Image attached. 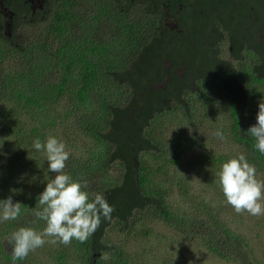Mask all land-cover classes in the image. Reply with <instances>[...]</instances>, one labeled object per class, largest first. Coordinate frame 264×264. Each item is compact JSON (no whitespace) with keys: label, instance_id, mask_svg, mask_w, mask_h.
Returning a JSON list of instances; mask_svg holds the SVG:
<instances>
[{"label":"trees","instance_id":"1","mask_svg":"<svg viewBox=\"0 0 264 264\" xmlns=\"http://www.w3.org/2000/svg\"><path fill=\"white\" fill-rule=\"evenodd\" d=\"M5 1L0 200L19 201L22 217L0 223V264H12L5 238L56 175L32 147L49 133L115 211L85 242L45 243L17 264H143L131 238L160 224L225 262L264 264L219 184L240 152L264 179L246 135L264 100V0H43L35 15Z\"/></svg>","mask_w":264,"mask_h":264},{"label":"clouds","instance_id":"2","mask_svg":"<svg viewBox=\"0 0 264 264\" xmlns=\"http://www.w3.org/2000/svg\"><path fill=\"white\" fill-rule=\"evenodd\" d=\"M213 135L221 141L225 139L221 131ZM246 135L254 139L255 148L264 154V100L259 103L256 123L248 128ZM32 147L46 154L48 170L56 175L48 179L38 195V203L30 212L31 219L5 238L11 245L12 264L25 260L30 252L45 243L67 246L73 239L85 242L98 231L102 221L111 220L115 211L103 193L90 190L84 175L73 176L68 169L71 152L64 140L49 133L45 141L36 138ZM219 184L236 213L247 211L253 216L264 215V179L258 178L256 166L245 153H237L222 163ZM21 217L19 201L14 202L11 195L0 200V223L18 222ZM41 222L43 228L37 227Z\"/></svg>","mask_w":264,"mask_h":264},{"label":"rangeland","instance_id":"3","mask_svg":"<svg viewBox=\"0 0 264 264\" xmlns=\"http://www.w3.org/2000/svg\"><path fill=\"white\" fill-rule=\"evenodd\" d=\"M24 32L25 29L21 30L20 35ZM207 129L209 124H206L202 131ZM185 167L182 166L183 169ZM188 171L192 176L196 173L191 168ZM195 189L199 191L202 186L198 185ZM173 198L181 201L179 195ZM230 215L233 227L246 234L264 258V215L253 216L247 211L238 214L234 208L231 209ZM130 251L138 254L143 264H231L200 247L197 242L188 241L175 230L161 224L147 237L131 238Z\"/></svg>","mask_w":264,"mask_h":264},{"label":"flooded vegetation","instance_id":"4","mask_svg":"<svg viewBox=\"0 0 264 264\" xmlns=\"http://www.w3.org/2000/svg\"><path fill=\"white\" fill-rule=\"evenodd\" d=\"M26 1L30 3V8L27 11V13L30 11L32 15H35L36 13H38V10L43 11L44 9L43 0H26ZM8 12L10 11H8V8L6 7V1L0 0V30L9 29V27L12 26L9 19L7 18ZM22 18H25V16Z\"/></svg>","mask_w":264,"mask_h":264}]
</instances>
